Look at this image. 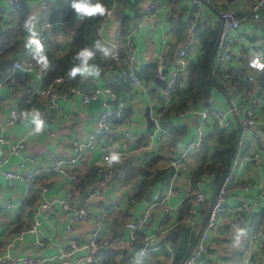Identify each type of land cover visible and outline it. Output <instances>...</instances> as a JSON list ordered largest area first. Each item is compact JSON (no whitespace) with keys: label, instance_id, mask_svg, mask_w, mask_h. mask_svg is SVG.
Listing matches in <instances>:
<instances>
[{"label":"crops","instance_id":"crops-1","mask_svg":"<svg viewBox=\"0 0 264 264\" xmlns=\"http://www.w3.org/2000/svg\"><path fill=\"white\" fill-rule=\"evenodd\" d=\"M7 1L0 0V7ZM149 1L152 0H113L109 7L113 12L104 31L105 42L120 47L123 53L128 51V35L133 32L130 39L138 60L143 63V67L137 72L140 84L136 86L128 78L121 76L119 67L100 54L97 56L105 62L104 66L100 67L101 76L95 80L91 78L98 87L110 86L116 92L118 99L112 103L115 109H118L119 100L125 102L120 115L112 118L111 131L102 140L109 144L110 148L115 145L123 155L122 163L112 167L113 174L108 186L99 194L94 193L99 179L95 169V162L101 155L98 149L86 150L83 161L74 168L82 177L79 183L74 184L64 175L43 173L29 187L23 204L13 209L5 208V205L16 202L28 189L27 185L18 182L9 187L0 173V245L11 241L17 232L30 224L36 207L42 201L65 200L69 196L71 203L80 207L81 196H85L83 208L87 215L84 220L68 230L70 215L59 207L53 212L44 210L41 216V231L45 245L38 246L35 237L28 234L23 241L16 242L11 248V253L15 257H45L49 258L47 264H81L87 254L82 247L94 230L96 216H100L103 218L100 240L109 241L101 250V255L109 258L111 264H137L144 246L143 236L140 234L137 241L131 244L128 241L126 224L136 220L151 198L158 195L160 200L164 198V201L155 207L148 229L150 232L158 231L163 225L172 228L167 234L162 235L152 246V250L143 254L142 258L147 264H183L191 251V245L196 242L204 227L219 183L224 175L230 174L232 183L226 210L221 215L217 228L212 232L202 264H264L263 225L254 228L258 236L249 247L233 249L230 246L232 212L241 213L247 221H251L264 211V104L255 110L256 124L253 128L255 145L250 148L251 151L261 152L262 161L259 165L242 163L233 168L229 160L226 168L219 165L211 170L217 175L203 187L207 199L196 216L197 226L192 230L185 223L192 200L197 193L196 183L199 179H193L194 173L203 164L216 161L219 143L216 129L220 128L212 117L202 152L199 154L189 152L187 148L196 136L200 118L198 114L180 116V111L189 106L197 110L226 109L234 104L242 110L240 117L233 115L232 129L239 130L240 122L247 115L252 97L260 95L261 90L258 81L245 82L236 94L231 93L226 87L216 90L211 88L195 100L189 98L187 90L189 67L200 54L205 39L209 42L212 36L217 34L220 27L217 9L226 6L228 0L202 2L198 14L199 30L194 33L190 30L192 0H154L158 1L161 7L158 17L142 21L143 9ZM172 3L179 4V8L172 9L170 7ZM39 4L40 0H24L22 15L5 29L0 26V36L8 31L12 35L10 46L16 47L17 44L19 47L11 59L12 63L0 67V136L3 135L9 141L0 147V162L7 159L2 169L21 172L24 175L48 166L52 161L50 157L52 153L64 158L72 156V142L85 139L94 130L102 111L100 101L84 104L82 93L74 94L68 101L63 102L62 111L56 112L48 120L41 137L36 140L26 138V148L22 156L10 154L11 146L27 136L33 127L28 120L9 124L10 108L19 106L27 111L35 109L47 100L35 94V91L40 87H47L55 80L47 82L48 74L40 78L36 74L13 67L14 63L21 59L34 61L29 50L24 47L26 32L23 23L31 15L36 18L38 24ZM65 4L67 0H62V3L59 0L55 14L67 18V21L54 28L49 42L44 46L46 54L49 53L56 58L65 55L72 43L65 45L58 42L57 38L73 35L74 40L77 30L83 23V20L76 18L75 12L72 15L65 12ZM249 8L250 0H241L235 7L236 14L242 19L238 34H246L249 37L248 44L241 43L239 35L235 39V49L239 50L240 54L235 52L230 70L236 77L241 78L250 73L248 60L251 53L264 51V9L262 18L256 20L251 16ZM205 22H210L211 26L205 28ZM254 34L258 37L254 38ZM188 44L191 59L182 83L176 91L179 100L177 101L175 96L174 102L177 103L175 107L171 106L162 114L156 127L148 129L144 115L146 107H151V115L159 114L162 98V88L154 80L157 76L153 64L154 56L156 53L161 54L165 73H170L175 66L178 51ZM49 62L51 63L50 60ZM205 78L208 80L206 72ZM84 80L81 78L75 85L79 86ZM68 86L71 85L67 83V79L65 83L60 84L61 88ZM93 88L96 87H91L90 90ZM247 88L250 89V93ZM165 115L170 124L168 130L160 125ZM50 132L54 135H50ZM127 142L130 143V148H126ZM23 157H32L35 162L20 169L19 164ZM176 160H180L182 166L177 173L172 165ZM244 184L250 185L249 190L244 191L241 188ZM176 188L181 189L180 193L165 200L169 190ZM186 193L189 194L187 198ZM121 239H125V242L121 243ZM73 241L78 242L81 249L72 256L59 258L60 250L70 248ZM184 241L185 248L180 253ZM166 244L174 248L173 260L166 249Z\"/></svg>","mask_w":264,"mask_h":264},{"label":"built area","instance_id":"built-area-1","mask_svg":"<svg viewBox=\"0 0 264 264\" xmlns=\"http://www.w3.org/2000/svg\"><path fill=\"white\" fill-rule=\"evenodd\" d=\"M241 0H228L227 5L224 7H219L217 10V15L220 20V27L217 31V36L215 40L214 51L212 54L211 61L208 66L207 79L212 84V89L228 88L233 94L242 88L245 82L252 83L258 81L260 83V95L254 96L247 109V115L241 120L239 126V132L234 147V152L231 158V166L247 163L259 165L262 161L261 152L259 150L251 151L250 148L255 145V132L253 128L256 124L255 110L256 107L264 104V72H256L250 69V73L245 77H236L230 70V65L234 61V54L237 52L240 54L239 50L235 49V39L239 35V29L242 25V19L236 14L235 7L240 3ZM202 2L206 0H192L191 12H190V30L191 33L197 32L199 30L198 26V14ZM59 4V0H40V18L37 24L39 30L40 39L44 46L47 45L51 37V32L58 25L67 21V18L63 16L56 15ZM24 0H8L5 5L0 7V26L6 28L10 23H14L17 18H19L23 13ZM172 9H178L179 4L172 3L170 5ZM160 4L158 1H149L145 5L141 19L153 20L156 19L160 13ZM264 9V0H250V14L256 19L260 20L262 18V13ZM113 10L108 9V14L100 17L99 22L96 26V40H101L105 43L104 31L112 15ZM140 26V25H139ZM211 26L210 22H205L204 27L209 28ZM133 32L129 33L127 40V52H122L121 48L118 46H112L115 56L109 58L114 65L119 67V73L121 76L128 78L134 85L140 84V79L138 78L137 72L143 67V63L138 60L135 48L131 41V35ZM254 38L258 35L254 34ZM95 40V41H96ZM239 40L241 43H249V37L246 34L239 35ZM189 44L181 48L176 56L175 66L170 71V73H165V64L160 53H156L154 56L153 64L156 68V74L159 78L166 80V86L162 89V98L160 104L159 114L151 115L156 122V126L159 123L160 117L164 114L174 103L176 91L181 85L184 78L185 72L190 64L191 54L189 52ZM113 66V65H111ZM14 69L16 70H26L30 73L36 74L40 78L48 74V70L41 72L35 61L30 59H21L14 63ZM66 78L61 76L56 78L47 87H40L35 91V94L42 96V98L47 99L45 102L41 103L35 109L38 110L46 121L54 116L56 112H60L63 109V102L68 101L72 95L81 94L78 85L68 86L67 88H61L60 84L65 83ZM110 83V81H109ZM250 93V89L247 88ZM82 95V102L84 104H90L95 101L101 102L102 111L97 119L96 126L94 130L83 140H74L72 142L73 155L64 158L55 153L50 155L51 163L41 169L34 170L27 173L26 175L21 172H15L12 170L2 169L7 159H3L0 162V173L4 177L6 184L9 187H13L16 183L22 182L27 185V190L24 194L14 203H8L5 208H17L20 207L25 198L29 193V187L32 186L36 179L45 174H59L67 176L74 184L79 183L82 177L78 175L74 168L77 164L83 161L84 152L86 150L98 149L100 151V158L95 162V169L99 176L97 186L94 190L95 194H99L103 191L109 184L113 168H109L102 164L104 156L107 154V150L110 148L109 144L103 142L104 136L111 131L112 118L114 116L120 115L125 107V102L119 100L118 109H115L112 105L114 100L118 97L116 92L112 90L110 86L96 87L89 92ZM23 111H27L25 108L15 106L10 108L8 114L9 124H16L24 120L21 116ZM193 114L199 115V123L197 126L196 136L193 141L188 145L187 151L199 154L202 152L205 144L206 137L208 135V125L213 117L220 129L231 130L233 128V115L240 117L242 110L239 109L234 104L229 105L226 109L211 110L208 108L197 110L195 107L189 106L185 107L180 111V116H190ZM155 126V127H156ZM33 128V127H32ZM44 133V132H43ZM33 134L32 129L28 132L27 136L20 139L18 142L13 144L10 148V154L13 156H22L26 148V138H37L43 135ZM50 135H54L50 132ZM9 141L3 136H0V147L8 144ZM126 148H130V143L125 144ZM248 147V148H247ZM35 159L32 157H23L21 163L19 164L20 169L24 168L27 164H33ZM172 165L176 169V173L182 168L180 160L172 162ZM215 171H210L207 174L201 176L197 181V193L192 200V204L188 215L185 218V223L192 230L196 228L197 221L196 216L199 212L201 206L206 202V193L203 190L205 184H207L211 179L216 177ZM232 183V176L226 174L223 176L221 182L219 183L214 200L211 204L210 210L206 222L204 224L203 230L201 231L198 239L191 245V251L185 258L183 264H202L205 254L207 252L212 232L217 228L219 219L221 215L226 210V204L230 192V187ZM244 191L249 190L250 185H241ZM181 189H170L165 197V200L177 196ZM189 196L186 193L185 197ZM164 201V198L160 200L158 195H154L151 200L145 205L140 215L136 220L127 222L126 229L128 231V241L133 244L137 241V238L141 234L143 236L144 246L141 249V255L137 259V264H147L142 256L146 252L152 250V246L158 241V239L167 234L172 227L162 226L158 231L150 232L148 229V224L154 214L155 207ZM58 207L70 215V221L67 229H72L73 225L84 220L86 218L87 212L83 207H78L71 203L69 196L65 200H53L42 201L35 209L32 215L30 224L20 230L15 234V237L9 241L4 242L0 245V264H47L49 258L45 257H30L26 256L23 258H17L11 253V248L16 242H21L24 238L30 234L35 237V242L38 246H44L45 240L42 236L41 231V216L44 210L56 211ZM103 218L96 216L94 230L90 235L87 243L82 247L86 251V256L81 264H111L109 258L101 255V250L103 247L109 244V241L100 240V233L102 230ZM260 217L255 216L251 221H247L243 214L232 212V217L230 220L231 228L234 224H240L248 229V236L243 243L245 248L257 238V233L254 231V224L258 223ZM121 243L125 242V239L120 240ZM81 246L78 242H71L70 248L61 249L59 252V258H65L72 256L76 251L80 250ZM166 249L168 250L171 259L174 258V248L166 244Z\"/></svg>","mask_w":264,"mask_h":264},{"label":"trees","instance_id":"trees-1","mask_svg":"<svg viewBox=\"0 0 264 264\" xmlns=\"http://www.w3.org/2000/svg\"><path fill=\"white\" fill-rule=\"evenodd\" d=\"M62 3V0H61ZM72 0H67V4H65V12L69 15H72L75 11L71 8ZM102 3L106 8H109L113 4V0H102ZM64 5V4H62ZM100 17H93L83 20V23L77 30L76 36L71 43L70 49L68 52L62 57H52L49 53L47 54L49 60L51 61V65L48 69V81L51 82L58 77H65L67 79V83L69 85L77 84L76 81L81 80V77H77L75 79H70L67 75L69 69L73 66V56L74 54L82 47L89 46L95 41V29L99 22ZM217 34L212 36V40L207 42V39L204 41V46L202 50L200 49V54H198L197 59L193 62L189 67V77H188V86L187 90L189 92V98L195 100L202 93L209 91L212 88V84L210 81L206 80L205 72L209 66V63L212 58L215 40ZM10 38L12 35L7 31L1 34L0 36V67H4L8 65V63H12L11 59L16 55L19 47L16 44L15 46H10ZM99 67L104 66L105 62L101 61L97 56L95 61ZM183 106L184 105H179ZM160 125L165 129H169L170 124L167 122V115L163 116ZM239 130L231 129H216V134L219 139V143L217 145V159L215 162L210 164H203L195 173L194 180L199 179L203 174L210 172L217 168V166L221 165L223 168H226L228 165L230 158H232V154L234 152V147L236 144L237 136ZM260 220L258 223H255V228L260 226H264V211L258 214ZM185 248V241L183 242L180 253H182Z\"/></svg>","mask_w":264,"mask_h":264},{"label":"clouds","instance_id":"clouds-1","mask_svg":"<svg viewBox=\"0 0 264 264\" xmlns=\"http://www.w3.org/2000/svg\"><path fill=\"white\" fill-rule=\"evenodd\" d=\"M71 8L74 9L76 18L85 20L93 17H103L108 14V9L102 3V0H72ZM23 28L26 32L24 37V47L29 50L36 65L41 72H45L50 67L49 58L46 54L44 44L40 39L39 30L37 28V20L34 16H28ZM97 54L104 58H113L115 53L101 40L94 41L91 45L80 48L73 56V66L69 69L67 75L70 79L78 76L84 79L91 77L93 80L101 76L102 69L94 63ZM250 69L256 72H264V51L252 52L248 60ZM21 116L24 120L30 121L33 125V134H41L46 129V121L42 114L32 109L23 111ZM123 161L122 153L113 145L107 150L102 164L111 168L121 164ZM248 236V229L240 224H234L231 229L230 246L233 249H239L243 246Z\"/></svg>","mask_w":264,"mask_h":264},{"label":"water","instance_id":"water-1","mask_svg":"<svg viewBox=\"0 0 264 264\" xmlns=\"http://www.w3.org/2000/svg\"><path fill=\"white\" fill-rule=\"evenodd\" d=\"M73 35H70V36H59L58 38H57V41L58 42H60V43H62V44H65V45H67V44H69V43H71L72 41H73ZM105 44L110 48V49H112V44H110V43H108V42H105ZM208 73V69H207V71H206V74ZM154 80H155V82L163 89V88H165V86H166V80L165 79H161V78H159L158 76H155V78H154ZM98 85H97V83L96 82H94L92 79H91V77H89V78H87V79H85L84 81H82L81 83H80V85H79V90H80V92L82 93V94H85V93H87L89 90H90V88L91 87H97ZM145 118H146V120H147V122H148V129H150V128H152V127H155L156 126V122H155V120L152 118V116H151V107L150 106H147L146 107V111H145ZM151 195V194H150ZM151 197V196H150ZM84 204H85V196L84 195H82L81 196V203H80V207H83L84 206ZM203 230V229H202ZM201 230V231H202ZM179 233L181 234V232L179 231ZM201 233V232H200ZM160 244V243H159ZM180 245V244H179ZM136 253V252H135ZM134 253V254H135Z\"/></svg>","mask_w":264,"mask_h":264},{"label":"rangeland","instance_id":"rangeland-1","mask_svg":"<svg viewBox=\"0 0 264 264\" xmlns=\"http://www.w3.org/2000/svg\"><path fill=\"white\" fill-rule=\"evenodd\" d=\"M176 98H177V101H178V100H179V99H178V98H179V95H176ZM176 104H177V103L174 102L173 105H172V107L174 108ZM177 107H178V106H177ZM177 107H176V108H177ZM177 109H179V108H177ZM183 109H184V108H183ZM179 110H180V109H179Z\"/></svg>","mask_w":264,"mask_h":264}]
</instances>
